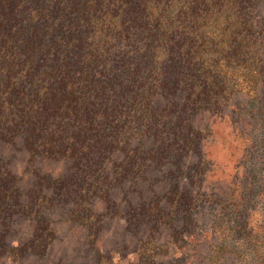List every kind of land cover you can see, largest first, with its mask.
I'll return each mask as SVG.
<instances>
[{
    "label": "trees",
    "instance_id": "trees-1",
    "mask_svg": "<svg viewBox=\"0 0 264 264\" xmlns=\"http://www.w3.org/2000/svg\"><path fill=\"white\" fill-rule=\"evenodd\" d=\"M215 122L245 149L204 197L223 211L209 257L192 230L186 264H264V0H0V261L44 255L58 207L91 228V199L119 182L138 225L194 228L176 182L151 198L142 184L156 167L176 181Z\"/></svg>",
    "mask_w": 264,
    "mask_h": 264
},
{
    "label": "rangeland",
    "instance_id": "rangeland-1",
    "mask_svg": "<svg viewBox=\"0 0 264 264\" xmlns=\"http://www.w3.org/2000/svg\"><path fill=\"white\" fill-rule=\"evenodd\" d=\"M195 120L197 124L204 125L200 119ZM199 136L202 144L199 154L203 156L201 164L198 162V152L189 148L190 159L185 163L186 171L176 181L165 176L159 178L166 167H156L150 173V180L142 184L149 188L148 198H151L153 194L164 195L176 182L181 197L186 192L194 202V218L197 223L194 228L180 220L181 214L177 216L174 226L158 234L151 229L149 231L148 223L138 225L137 217L133 216L136 206H132L137 204L134 199L136 191L128 183L119 182L112 198L102 201L91 199L92 206L96 203L89 212L91 228H87L78 217L69 215L70 208L58 207L53 217L54 224H51L55 232L47 238L45 254L33 257L28 264H186L194 256L189 249L193 244H185L182 238L185 239L186 234L192 230L199 248L197 257L201 255L204 260L207 259L208 245L215 243L212 231L223 211L211 204L214 202H206L204 197L214 200V197L225 194L245 147L225 122H215L211 129L202 131ZM194 170L201 173L209 170L206 181L202 183L203 187L198 186L199 179L191 181L189 171L192 173ZM190 182L192 184L188 186ZM129 199L134 203L130 204ZM115 206H120L124 212L114 209ZM172 236L177 239L173 240ZM9 237L17 240L23 238L22 233L17 232L11 233ZM148 238H153L150 244L147 243ZM0 264L9 262L0 261Z\"/></svg>",
    "mask_w": 264,
    "mask_h": 264
}]
</instances>
